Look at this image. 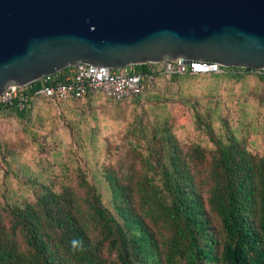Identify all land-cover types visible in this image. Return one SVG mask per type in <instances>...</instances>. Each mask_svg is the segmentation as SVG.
<instances>
[{"label": "trees", "instance_id": "trees-1", "mask_svg": "<svg viewBox=\"0 0 264 264\" xmlns=\"http://www.w3.org/2000/svg\"><path fill=\"white\" fill-rule=\"evenodd\" d=\"M132 67L137 74L150 69ZM248 76L264 87V71L235 68L159 77L155 88L146 84L140 96L124 102L156 101L164 110H153L154 121L144 110L141 126L128 133L120 168L104 171L108 204L82 171L77 185L44 187L22 206L0 202V264H109V253L120 264H264V155L238 137L221 96L179 100L199 138L186 143L178 131L188 123L177 125L168 109L173 100L158 94L165 79L182 85ZM262 93L255 89L254 97L264 105ZM38 99L23 111L0 110L24 119ZM73 240L80 242L75 249Z\"/></svg>", "mask_w": 264, "mask_h": 264}, {"label": "water", "instance_id": "water-1", "mask_svg": "<svg viewBox=\"0 0 264 264\" xmlns=\"http://www.w3.org/2000/svg\"><path fill=\"white\" fill-rule=\"evenodd\" d=\"M264 71V0H0V96L79 64Z\"/></svg>", "mask_w": 264, "mask_h": 264}, {"label": "rangeland", "instance_id": "rangeland-1", "mask_svg": "<svg viewBox=\"0 0 264 264\" xmlns=\"http://www.w3.org/2000/svg\"><path fill=\"white\" fill-rule=\"evenodd\" d=\"M264 94V87L253 76L241 81L206 77L199 81L175 84L160 81V99H172L176 124H187L179 136L190 143L197 140L191 116L179 100L219 95L223 114L227 116L238 137L248 148L264 155V105L254 97V90ZM206 102H203V108ZM217 105H213L215 113ZM156 101L136 105L114 101H38L24 119L10 110H0V202L24 205L35 198V191L44 187L60 190L65 183L77 185L78 174L84 173L97 187L108 204L110 190L104 171H115L122 164L128 133L138 124L146 110L154 121L153 110L160 111ZM162 112V111H160ZM185 119V120H184ZM149 121L144 120V124ZM109 264H120L116 254H107Z\"/></svg>", "mask_w": 264, "mask_h": 264}, {"label": "built area", "instance_id": "built-area-1", "mask_svg": "<svg viewBox=\"0 0 264 264\" xmlns=\"http://www.w3.org/2000/svg\"><path fill=\"white\" fill-rule=\"evenodd\" d=\"M149 65L148 73L137 74L132 66L115 71L88 63L79 64L62 77L56 74L42 79L41 87L33 91L24 92V89L10 88L0 96V106H14L23 111L33 98H46L53 102L65 103L81 101L98 93L105 94L115 102H124L140 96L146 84L150 88H155L159 77H171L189 72L219 73L222 71V67L216 63L194 61L189 64L181 59Z\"/></svg>", "mask_w": 264, "mask_h": 264}, {"label": "crops", "instance_id": "crops-1", "mask_svg": "<svg viewBox=\"0 0 264 264\" xmlns=\"http://www.w3.org/2000/svg\"><path fill=\"white\" fill-rule=\"evenodd\" d=\"M67 72H65L64 74H66ZM40 99H44V98H39L38 100H35L34 101V105L40 101ZM96 100H103V101H111V99H109L105 94H102V93H98V94H95V95H92V96H89L85 99H83L82 101L84 102H87V101H96ZM33 105V106H34ZM32 106V107H33Z\"/></svg>", "mask_w": 264, "mask_h": 264}, {"label": "clouds", "instance_id": "clouds-1", "mask_svg": "<svg viewBox=\"0 0 264 264\" xmlns=\"http://www.w3.org/2000/svg\"><path fill=\"white\" fill-rule=\"evenodd\" d=\"M71 243H72V246H73L74 249L77 248L79 246V244H80V242L77 241V240H73Z\"/></svg>", "mask_w": 264, "mask_h": 264}]
</instances>
